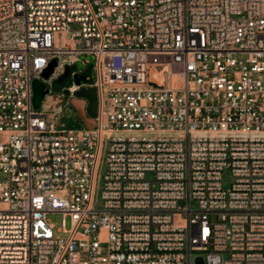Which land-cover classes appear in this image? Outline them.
I'll return each instance as SVG.
<instances>
[{
	"label": "built area",
	"instance_id": "2783aa9c",
	"mask_svg": "<svg viewBox=\"0 0 264 264\" xmlns=\"http://www.w3.org/2000/svg\"><path fill=\"white\" fill-rule=\"evenodd\" d=\"M77 64L95 124L59 128L33 82ZM199 256L264 264V0H0V264Z\"/></svg>",
	"mask_w": 264,
	"mask_h": 264
},
{
	"label": "water",
	"instance_id": "95a60500",
	"mask_svg": "<svg viewBox=\"0 0 264 264\" xmlns=\"http://www.w3.org/2000/svg\"><path fill=\"white\" fill-rule=\"evenodd\" d=\"M93 57H90V62L87 63L84 70L81 73L74 75V80L77 83L81 81L92 83L94 78L93 73ZM56 66V60H53L50 65L43 71V77L48 79L51 73ZM82 69L80 64L77 65H66L64 72L59 75L57 78L53 79L50 83L45 82L39 79L34 80L33 89H34V107L39 110L42 108V103L46 99L47 95L52 91H60L62 92V107H64L69 102V92L67 89H64L66 86L71 84L73 77L72 72L75 70ZM76 98L82 99V106L85 112V115H82L79 112H74L73 107H69V112H66L65 116H60L59 112L56 113V123L59 128H82L85 126V120L87 128H91L94 126L95 121L94 117L97 115L98 110V95L97 90L94 87H84L76 92ZM70 119L73 121L72 124H63L65 119ZM62 120L61 124L58 123V120ZM74 119V120H73ZM90 122V124H89ZM197 264H205L202 257L196 258Z\"/></svg>",
	"mask_w": 264,
	"mask_h": 264
},
{
	"label": "rangeland",
	"instance_id": "374dc122",
	"mask_svg": "<svg viewBox=\"0 0 264 264\" xmlns=\"http://www.w3.org/2000/svg\"><path fill=\"white\" fill-rule=\"evenodd\" d=\"M151 78L152 80L161 83L162 82V75L157 73L156 71H153L151 73ZM62 92L60 91H54L52 90L48 95L46 100L43 101L42 103V109L45 110L47 113H52V112H59L60 116H65L66 112H69V107H73L74 112H79L82 115H85V112L83 110V106H82V99L81 98H76V97H72L69 98V102L62 107L61 103H62ZM60 108V109H59ZM86 121L85 120V126H86ZM62 120H58V123L61 124ZM88 122V121H87ZM120 135H130L129 133H120ZM105 161L103 160V162L101 163V168H100V176L102 177V175L105 172ZM147 178H152V173H147ZM231 179V174L229 171H226L224 174V180H225V186H229V180ZM100 196H101V186L99 187V189L97 190V202L100 203ZM196 202H192V209L195 210L196 209ZM184 216H186V214H184ZM50 219L55 222L56 224V229H58L59 227L62 226V215L61 214H56V215H51ZM67 222L69 225V218H67ZM197 255V253H194L193 256L195 257Z\"/></svg>",
	"mask_w": 264,
	"mask_h": 264
},
{
	"label": "crops",
	"instance_id": "0c3cea01",
	"mask_svg": "<svg viewBox=\"0 0 264 264\" xmlns=\"http://www.w3.org/2000/svg\"><path fill=\"white\" fill-rule=\"evenodd\" d=\"M47 98V97H46ZM46 100V99H45ZM60 109V108H59ZM52 113H54V112H52ZM74 120V119H73ZM72 122L73 121H70V119H65L64 121H63V124H72ZM89 124H90V122H89Z\"/></svg>",
	"mask_w": 264,
	"mask_h": 264
}]
</instances>
